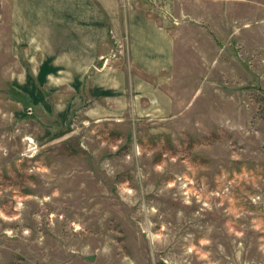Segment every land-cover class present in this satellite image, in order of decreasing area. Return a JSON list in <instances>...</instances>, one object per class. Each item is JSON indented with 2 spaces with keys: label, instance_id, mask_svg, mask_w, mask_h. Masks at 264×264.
Wrapping results in <instances>:
<instances>
[{
  "label": "rangeland",
  "instance_id": "obj_1",
  "mask_svg": "<svg viewBox=\"0 0 264 264\" xmlns=\"http://www.w3.org/2000/svg\"><path fill=\"white\" fill-rule=\"evenodd\" d=\"M135 5L175 31L163 89L56 113L44 39ZM0 264H264V0H0Z\"/></svg>",
  "mask_w": 264,
  "mask_h": 264
},
{
  "label": "crops",
  "instance_id": "obj_2",
  "mask_svg": "<svg viewBox=\"0 0 264 264\" xmlns=\"http://www.w3.org/2000/svg\"><path fill=\"white\" fill-rule=\"evenodd\" d=\"M144 6L135 5L128 8L130 16L128 11L126 14L124 12V16L119 15L121 11H116L111 18H107L105 14L103 17L101 15L98 18L100 26H96L94 11H91V15L82 14L70 32L71 36L67 38L74 44L71 49H63L58 37L48 36L44 39L51 47L46 50L47 55L42 57L37 65V72H33L32 76L36 74L35 78L39 82L44 79L46 83V80L49 81V75L55 74L56 93L64 89L72 90V94L67 97H60L59 94L54 96L56 99L60 97L63 104L62 110L56 113L68 115L77 108H85L89 112L96 106L100 107V102L105 105L117 96L121 106L126 109L133 108L136 113L137 109L142 107L144 88L163 89L162 85L175 65L177 38L174 29L167 25L163 18ZM84 7L86 6L80 5V9ZM129 18L133 20L132 29L129 26ZM78 21L84 22V25H78ZM120 38L126 39L127 60L117 63L115 67L110 59L108 63L101 65V52L109 51ZM132 38H135L139 47L130 52ZM113 69L118 72L114 73ZM69 73L71 77L68 78L66 76ZM117 75L119 80L112 78Z\"/></svg>",
  "mask_w": 264,
  "mask_h": 264
}]
</instances>
